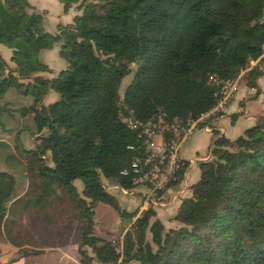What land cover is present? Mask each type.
<instances>
[{
    "label": "trees",
    "instance_id": "1",
    "mask_svg": "<svg viewBox=\"0 0 264 264\" xmlns=\"http://www.w3.org/2000/svg\"><path fill=\"white\" fill-rule=\"evenodd\" d=\"M57 1L63 13L76 6L81 14L50 34L44 13L27 0H0V45L11 51L13 65L0 56V100L11 88L32 97L20 113L33 120L34 129L26 130L34 146L25 150L19 133L14 139L28 181L21 202L55 205L51 224L85 222L79 264H264V115L234 140L212 130L209 159L198 163L199 179L172 218L176 228L166 229L150 206L139 216L125 211L103 186L137 188L133 175L122 173L142 153L128 149L140 147L123 120L129 112L142 122L195 120L215 106L222 83L240 79L259 95L264 0ZM56 45L64 68L42 77L54 71L41 54ZM50 91L59 98L45 106ZM181 182L182 173L159 196ZM14 189L13 176L0 172V232L14 246L35 245L7 230ZM98 205L130 222L121 251L94 234Z\"/></svg>",
    "mask_w": 264,
    "mask_h": 264
},
{
    "label": "crops",
    "instance_id": "2",
    "mask_svg": "<svg viewBox=\"0 0 264 264\" xmlns=\"http://www.w3.org/2000/svg\"><path fill=\"white\" fill-rule=\"evenodd\" d=\"M27 1L37 12L44 13L43 26L50 34H55L56 26L58 24H70L75 16L81 14V10H78L76 6L70 8L66 14L63 13V7L57 0ZM52 52H54V48L50 51L43 52L41 58L42 55H45L46 53L51 54ZM0 56L9 64V66H13L9 62L11 51L2 45H0ZM59 58L60 57H58V59ZM41 61L47 64L55 72V69L50 66L49 63L42 59ZM41 76L52 78L55 74H41ZM261 79L262 78H259L257 81V87L260 91L258 96H251L253 91L256 92V89H249L246 85L239 86L238 83H235V92L227 104L224 113L219 117H213L211 123L205 125L211 129V132L203 130L204 132L202 134L195 137H193V135L183 143L180 150L181 157L187 160L193 159L195 162L188 168L182 182L163 194L162 199L164 201L170 199L168 203L170 206L166 208V211H172V213H170L171 215H165V210H163V213L158 212L159 210L157 209L155 210L157 218L163 223V225H165L164 219H169L168 217L173 218L175 216L182 199L190 197L189 187L199 179L200 175L198 162L204 157L209 158V156H207L208 146L214 139L212 130L218 131L220 135L229 140H234L240 136L245 129L252 127L259 116L264 115V90L260 84ZM57 100L58 98L55 93L50 91L45 96L42 103L46 106ZM27 103L28 96H25L18 90L12 88L8 89L3 99L0 100V172H5L13 176L15 180L14 194L8 205L7 216L5 217V219L8 220L7 230H9L12 235H18L17 239H24L26 241L36 242L37 244H28L22 247L14 246L8 241L4 229L1 228L0 264H17L20 262L21 258L34 260L36 257L39 258V262L42 264H79L78 256L70 254L67 250H64L60 246L58 239L60 228L63 226H65L68 232L73 231L75 235H81L85 228V222L67 218L63 221L56 222L57 224H51L55 205L44 203L43 205L33 206L21 202V199L24 198L27 191L28 181L24 172V162L20 159L14 149V139L16 134L19 133L21 145L25 150H30L34 146L33 137L30 136L26 130L27 128L34 129L33 120L30 118L32 124L29 126V116H23L20 113V109L29 107ZM232 114L238 115L233 123L230 120ZM4 120H6L4 123L5 125L2 123ZM203 150L206 151L205 154L202 155L201 152ZM192 175L193 179H190ZM74 185L77 192L80 193L82 191L81 183L79 184L78 181H75ZM107 192H109V190H107ZM109 194L111 193L109 192ZM115 198L119 203L121 202V199H119L118 196ZM100 208L102 211L107 210V207H101V205L97 206L95 214L99 219L100 215H98V210H100ZM70 222L78 223L79 225L75 226ZM42 241H53L54 244L46 246L41 244ZM80 243L81 242L78 243V246ZM20 249L28 251L29 254H19ZM33 252L37 253L32 254ZM28 264H36V262L30 261Z\"/></svg>",
    "mask_w": 264,
    "mask_h": 264
},
{
    "label": "built area",
    "instance_id": "3",
    "mask_svg": "<svg viewBox=\"0 0 264 264\" xmlns=\"http://www.w3.org/2000/svg\"><path fill=\"white\" fill-rule=\"evenodd\" d=\"M235 83H222L220 96L215 106L208 113L195 120L187 118L167 123L158 116L150 121L142 122L134 119L131 112L129 113L130 118L124 122L128 129L137 132L140 147L128 146V149L130 151L141 149L142 153L122 173L123 175L131 173L134 184L137 187L145 188L146 201H151L152 195L159 194L176 182L180 173H182V180L184 179L188 168L195 160H187L181 157L180 150L183 143L198 130L211 132L208 126L202 127L201 124L211 117H217L224 113L235 92ZM206 159L204 157L200 161ZM110 187L119 190L123 195L133 194L136 190V188L126 190L115 184H110Z\"/></svg>",
    "mask_w": 264,
    "mask_h": 264
},
{
    "label": "rangeland",
    "instance_id": "4",
    "mask_svg": "<svg viewBox=\"0 0 264 264\" xmlns=\"http://www.w3.org/2000/svg\"><path fill=\"white\" fill-rule=\"evenodd\" d=\"M58 53H59V45H56L54 47V52H52L51 54L46 53L45 54L46 56L42 55V58H41L43 61L49 63V65L55 69V72H54L55 75L62 68H64V65H63L64 61L61 60L60 58L58 59V57H59ZM256 63H257V61H253L250 63V66L256 65ZM135 69H136L135 65H133V64L130 65L129 75L126 76L121 82V85H120L119 91H118L120 101H122L124 91H125L126 87L128 86V84L130 83L131 78H132V74H133ZM243 74H244V72H242L240 74V77ZM246 84H248V83L244 79H240L238 85L239 86H245ZM260 84L264 90V77H262V79L260 80ZM55 95L57 96V98H59V96L56 93H55ZM253 95L256 96L255 91H253V93L251 94V96H253ZM27 104H28V106H30L32 104V97L31 96H28V103ZM0 109H1V107H0ZM122 109L125 110V107L123 106ZM30 118L31 117L28 118V125L29 126L32 124ZM129 118H130V116L128 114V116L124 117L123 120L125 121V120H128ZM5 122H6V120H4L2 123L4 124ZM206 122L207 121H204L203 124L205 125ZM203 124H201V125H203ZM203 132H204L203 130H198L194 133L193 137L200 135ZM205 151L206 150H203L201 152V154L202 155L205 154ZM207 156H209V155H207ZM208 159L209 158H207L206 160H203V161H207ZM194 171H195V168H194ZM191 178L193 179V175H192V177H190V179ZM78 183L80 184L81 182L78 181ZM103 186H104V189L106 191L109 190L111 195H113L114 197L118 196L119 199H121V202L120 203L118 202L120 208H122L128 212L136 211L137 216H139L141 214V212L146 210L149 206L152 207L154 210H156V209L159 210L158 212H162V213H163V210L166 211V208L168 206H170V205H168L170 199H168L167 201H164L162 199L163 197L159 196V194L152 195V197L150 198L151 201H146L145 200V192L146 191H145V188L141 187V186L136 188L135 193L128 194V195H123L122 193L119 192V190L110 187V184L108 185L105 182L103 183ZM160 204H162V205H160ZM101 207H107V206L101 205ZM170 213H172V211H170V212L166 211L165 215H171ZM98 215H100L99 216L100 219L97 217V219L95 221L94 234L96 236L103 237L108 241H111L113 244H115V246H117L118 250L121 251L122 241H123L125 233L127 232V230H129V227L131 225L130 222L120 220V218L117 215H115L109 207H107L106 211H102L100 208V210H98ZM168 218L169 219H167V218L164 219V224H165L164 226L166 229L176 228L179 226L177 223H174L172 221V217H168ZM70 223H73V222H70ZM68 225H71V224H68ZM72 225L78 226L79 224L73 223ZM81 237H82V235H75V233H73V231L68 232L66 230L65 226L60 228L59 239H58L60 246L64 250H67V252H69L70 254L77 255L78 261L80 260V256L78 253L77 246H78V243L81 242ZM88 253L90 256H92V254L90 253L89 250H88ZM30 261L36 262V264H42L39 262L40 260L38 257H36L34 260L21 258L20 262L17 264H22V263L28 264ZM59 264H66V263H59ZM93 264H98V263L94 262Z\"/></svg>",
    "mask_w": 264,
    "mask_h": 264
}]
</instances>
